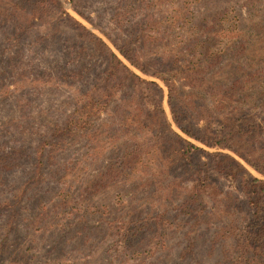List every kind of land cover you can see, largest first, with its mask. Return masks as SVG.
Listing matches in <instances>:
<instances>
[{
    "label": "rangeland",
    "instance_id": "1",
    "mask_svg": "<svg viewBox=\"0 0 264 264\" xmlns=\"http://www.w3.org/2000/svg\"><path fill=\"white\" fill-rule=\"evenodd\" d=\"M60 1L73 20L102 38L131 70L162 87L163 107L176 132L206 151L232 155L248 173L264 179L262 173L233 151L208 147L182 133L173 121L165 83L132 66L104 34L106 30L115 36L119 27L130 30L133 22L145 16L147 10L138 3L140 0H131L123 7L121 0H109L100 9L94 2L81 5L76 0ZM182 2H166L163 6L171 7L160 8L161 14H175L178 8L194 13L200 26L198 32H208L216 20L230 24L240 19V30L249 37L248 49L231 58L243 68L238 71L240 84L252 82L240 91L239 97L250 96L255 102L250 116H255L260 128L254 136L252 156L264 161V0ZM202 18H207L208 27L202 25ZM73 20H66L59 29L60 41L47 35L49 32H42L43 28L7 51L6 55L12 56L16 51L13 64L19 67H11L13 73L8 72L6 78L1 72L9 64L0 61V264H113L123 220L131 223L130 236H137L129 238L132 245L123 249L119 264H232L233 256L226 248L232 246L236 237L232 233L228 238L223 232L227 227L235 230L243 226L249 218L250 196L239 190L240 178L248 177V173L231 160V169L212 172L210 183L216 187L207 196L201 195L203 201L194 197L193 177L186 173L179 155L170 151L156 162L145 160L134 170L127 169L122 177L111 179L115 172L108 171L112 163L119 167L116 156L120 150L138 141L132 136L141 137L145 132L140 128H120L113 118L112 112L122 101L128 106L133 104L129 109L132 115L137 113L135 102L129 103L134 93L128 81L116 83L117 95L109 103L97 105L102 109L86 128L61 135L69 115L77 110L74 117L81 114L76 98H82L87 88L102 89L111 70L96 39L85 34L81 41L75 35L79 31ZM174 30L182 39L194 31L190 26L178 25ZM46 35L49 37L43 39ZM221 35L223 45L232 41L233 34ZM62 40L66 50L73 42L77 46L74 51H84L81 63L85 60L97 66L95 79L73 81L65 75L62 69L68 67L60 62L59 55L65 44ZM223 45L217 48L222 49ZM184 46L186 43H179V47ZM225 60L226 57L222 64ZM147 62L153 70L154 64ZM253 71L257 74L250 77ZM245 110L248 112L247 107ZM111 119L116 128L106 125ZM249 144L243 141L242 147ZM41 153L40 169L36 157ZM200 158L206 161L208 155L203 153ZM189 243L193 244L192 253L187 250Z\"/></svg>",
    "mask_w": 264,
    "mask_h": 264
},
{
    "label": "trees",
    "instance_id": "2",
    "mask_svg": "<svg viewBox=\"0 0 264 264\" xmlns=\"http://www.w3.org/2000/svg\"><path fill=\"white\" fill-rule=\"evenodd\" d=\"M73 1H77L81 5H90L94 2L100 9L109 0ZM130 1L121 0V7ZM173 1L140 0L138 3L144 10H147V13L133 22L130 30L119 27L115 36L106 30L103 32L132 66L138 68L145 75H152L165 83L168 88V101L173 121L182 133L208 147L233 151L264 175V161L259 157L253 158L252 156L254 136L260 128L255 116H250L255 102L250 96L245 99L239 97L240 91L251 85L252 82L244 86L240 84L238 71L243 68L238 60L231 58L234 54L239 55L248 49L249 37L243 32L244 30H240V19L230 24L227 22L223 24L220 20H216L208 27L207 18H202L201 23L204 22L202 25L208 27L209 30L208 32H198L196 30L200 26L194 13H186L184 9L178 8L174 10L175 14H161L160 8L168 9ZM175 1L177 3V0ZM166 2L171 5L163 6ZM185 2L187 0H183L180 4ZM178 10L179 14H177ZM77 11L94 23L89 16H85L83 11ZM107 11L108 6H105L103 12L106 14ZM100 17L103 15L100 14ZM69 19L73 20L60 0H0V61L9 64L2 68L1 75L6 78L8 72L13 73L11 67H16L13 64L16 51L13 56L6 55L7 51L12 50L26 37L40 33L43 28L42 32L53 33H47V35L60 41L62 33L59 29ZM73 21L77 24L79 31L75 35L81 41L85 34L96 39L101 49L100 53L109 62L111 70L109 71L110 75L104 80L106 82L102 85V89L92 91L87 88L81 94L82 98H76L75 104L81 106V114L75 118L74 114L79 111L77 110L69 115L66 129L62 130L61 128L60 130L61 135L66 134L68 130L79 127L86 128L90 119L99 115V111L102 109L97 108V105L109 103L118 93L116 83L125 81H128L133 88L134 94L129 103L135 102L137 113L132 115L129 109H132L133 104L128 106L122 101V104H117L112 112L113 118L117 119V125L120 128H125V130L140 128L145 131L144 136L134 135L131 137L138 140L135 144H130L120 150L116 156L119 158V167L112 163L108 171L109 174L115 172V175H111V179L122 177L127 169L134 170L138 163L145 160L156 162L162 157V154L170 151L169 153L179 155L186 173L193 177L194 197H200L203 201L201 195L207 196L210 190L216 187V185L211 186L210 183L212 172L223 173L231 169L232 164H229V160L242 171L247 172L232 155L220 151H206L176 132L168 121L163 107L162 87L157 82L146 80L135 73L102 38L93 34L81 23ZM177 25L182 28L190 26L194 31L182 39L181 35L174 30ZM221 33L233 34L232 41L223 45L224 40H222ZM203 34H206V37ZM47 35L43 39H47L49 37ZM181 42L186 43V46L179 47ZM61 43H65V40H62ZM221 45L223 48L218 49L217 47ZM66 47L65 43L63 50L59 51V55L60 53L62 55L60 62L68 67L62 69L65 75L73 81L95 79L97 66L87 63L85 60L84 63L80 62L85 55L84 51H74L77 46L73 42L69 44L67 50ZM147 47H149L148 52H145ZM182 49L185 50L182 51ZM18 54L24 55L20 52ZM224 57L226 60L222 64ZM146 60L154 64L153 70L149 68ZM234 63H238L237 66H234ZM257 71L251 72L250 77H254ZM151 86L155 89L152 90ZM130 96L124 99L128 100ZM245 107L248 108V112ZM114 123L115 121L111 119V122L106 125L112 127ZM113 128L116 127L111 129ZM243 141L250 143V146L242 147ZM203 153L208 155V160H201L200 157ZM39 158H43L42 153L40 157H36L40 164L41 159ZM38 163L37 165H39ZM41 166L40 164V169ZM248 175V177L240 178L239 190L250 196L249 218L245 220L243 226L235 228V230L227 227L223 232V235L228 238L232 237V233L236 237L232 246L226 245L227 251L233 256L232 264H264V179L254 177L250 173ZM124 222L126 221L123 220L119 226L120 232L117 237L120 246H117L114 252L113 264L121 262L123 249L132 245V240L129 238L137 236L136 233L130 236L131 223ZM187 250L192 253V243L187 245Z\"/></svg>",
    "mask_w": 264,
    "mask_h": 264
}]
</instances>
